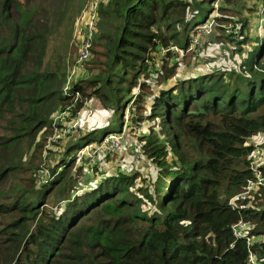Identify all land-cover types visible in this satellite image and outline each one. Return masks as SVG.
<instances>
[{
  "label": "trees",
  "instance_id": "obj_1",
  "mask_svg": "<svg viewBox=\"0 0 264 264\" xmlns=\"http://www.w3.org/2000/svg\"><path fill=\"white\" fill-rule=\"evenodd\" d=\"M68 1L0 0V264H250L249 249L264 264V186L243 193L254 177L248 139L264 131V8L260 34L252 37L249 18L234 17L239 0H218L213 29L230 40L240 35L232 48L240 59L179 72L178 62L195 49L174 57L160 48L185 47L215 0L191 28L193 0H108L99 6L92 55L83 63L99 71L64 90V64L48 57L47 47L55 25L67 19L72 29ZM134 85L140 91L126 103L142 109L146 94L151 101L131 118L159 126L141 147L154 173H100L95 163L74 168L77 149L92 138L86 131L65 147L61 169L40 179L41 161L32 165L25 155L33 145L43 151L54 112L76 92L75 109L94 95L118 109ZM88 171L100 174L82 186ZM240 220L249 245L246 234L233 232Z\"/></svg>",
  "mask_w": 264,
  "mask_h": 264
},
{
  "label": "rangeland",
  "instance_id": "obj_2",
  "mask_svg": "<svg viewBox=\"0 0 264 264\" xmlns=\"http://www.w3.org/2000/svg\"><path fill=\"white\" fill-rule=\"evenodd\" d=\"M87 1L88 0L68 1L67 9L69 11L68 14L70 16V19L71 16L72 18L75 16L72 29V21H68L67 23L66 19L62 24L54 26V31L48 41L47 56L53 57L56 54L62 59V64H64L66 76V85H68L71 81L75 79L79 80L82 78H87L91 74L98 73L99 71V69L93 68L95 64H93L92 62H86L82 70L71 72L72 65L77 55V51H73L71 49L72 45L70 43L74 42L76 45H79L78 30L85 14ZM193 2H195V4H193L189 8L186 16V18L189 19V28L193 26L195 21L202 20L206 14V10L211 7V4L207 2V0H204L201 3H199L198 0H193ZM230 6L232 8L235 7L234 4L226 5V7L229 8ZM263 6L264 0H258L256 4H254V0H239L236 5V9H238V11L234 14V17L235 19H238L242 16H246L249 18V34L252 37L260 34L262 22L261 20L263 19ZM193 14H195V16H192ZM262 23L264 24V19ZM220 25L225 29L227 27L228 31L232 30L231 24L221 23ZM182 27L183 25L180 24L178 26V29H181ZM195 34H197V32ZM184 37V33H180V42L184 40ZM231 37L232 40H230L231 38L224 37L220 34L218 30L214 28L212 34L208 38H200L202 44L200 47L196 46L194 48L196 52L193 58H189L188 55L185 56L186 54H188L186 52L181 54L179 52L171 51L174 57L185 56L183 59L185 60V62L182 60L178 62L179 72L182 70V72H184V70L185 72H188L191 69L196 70L198 67H208L207 69L223 68L225 66H229V64H233L235 61L240 59V52L236 53L232 51V48L238 45L236 37H240V35L234 36L233 38V34H231ZM248 43L251 44V42L249 41L245 45H248ZM242 54H244V51ZM225 63L227 64L224 66ZM155 65L159 67L160 60L156 59ZM148 80L151 84H154V77H150L148 78ZM173 82L174 79L171 78L168 83H163L162 86ZM62 85V83H58L57 86L58 88L62 89ZM139 91L140 90L138 89L137 85L132 86V89L130 91L124 92L122 94L121 103L123 104V102L128 97H132V99H134V96H136ZM79 96L80 93L78 94V96L74 95V98L71 100V102H68L64 106L60 107V109L55 111L52 116L53 118L66 105L73 103L71 107V117L73 121L72 132L63 136L61 139L52 142L50 140L52 135L50 130V132L47 133L48 135L46 134V139L44 140L42 152L41 147L34 148L33 145L29 148L28 152L26 153L25 157L27 160H31L32 165H37L41 161L39 165V169H41L40 174H47V172L52 167H55L56 171H59L58 168L60 167L59 169H61L62 165L58 166V161L60 160L61 156L65 153V147L71 144L73 140H78L80 135L83 134V132L92 131V138L90 139V142H94L102 136L103 131L105 129L110 128H114L115 130H121L124 135V137L121 139L120 143L116 146V148L113 149L111 152L106 153L108 154V156L102 154L101 156L96 157L95 162L90 161V159L88 158H83L82 161H76L74 158L73 167L75 168L79 164H82L84 165V170L86 171L89 166L95 163L97 164L100 173L111 172L117 169L125 170L131 168L139 170L140 172H138L143 177H145L144 175H150L154 173V164L148 157L145 156V154L142 152L141 147L144 142V136L149 131H157L159 129L158 123L156 120L152 119L134 120L131 118L132 111L135 112L137 115H143L146 113V111H148V108H150L151 101L150 96L146 94L145 100L141 102L144 105L142 109H139L137 104L132 101H128L127 103L125 101V106L120 107L118 109L112 108L104 105L100 97L96 95L90 98H85L83 100V103L80 104L77 109H75V104ZM261 137H264V131L252 135L248 139V141L250 140L253 144L258 142ZM82 141L83 139L80 140V142ZM74 152V149L70 150L67 156L73 155ZM70 169H72V167ZM99 174L93 175L92 172L88 171L86 175V178L88 180L84 182L83 179L81 181L82 186H85L87 182L90 183V181L94 178L97 179ZM40 179L43 178L40 177ZM136 181L138 185L144 183V181L140 182V177H138ZM92 183L93 182L91 181V184ZM50 206L51 203L48 204V207Z\"/></svg>",
  "mask_w": 264,
  "mask_h": 264
},
{
  "label": "built area",
  "instance_id": "obj_3",
  "mask_svg": "<svg viewBox=\"0 0 264 264\" xmlns=\"http://www.w3.org/2000/svg\"><path fill=\"white\" fill-rule=\"evenodd\" d=\"M108 0H88L85 8V14L83 20L81 21L79 30H78V52L74 63L72 65L71 72L80 71L83 69V63L90 57L91 48L93 40L98 29V9L99 6L103 3H106ZM219 3L218 0L214 1V8L212 12L206 17L203 24L199 26L197 34H192L188 43L185 47H181L177 44H171L166 47H161L160 51L162 53L167 51L179 52L183 54L189 50L194 49L196 46L200 47L202 42L201 39L208 37L213 29V26L216 22L215 16L217 15ZM201 38V39H200ZM71 82L63 86V89H69ZM75 96H78V92L75 93ZM73 103L66 105L61 111H59L52 119L53 132L50 140L57 141L63 136L70 134L73 129V121L71 117V107ZM124 137L121 130H111L104 133L99 139L94 142H88L83 144L80 148L77 149L75 153V160L82 161L83 158H88L90 161L95 162V158L111 152L116 146L120 143L121 139ZM264 137H261L258 142L253 143V149L250 154L249 167L253 171L254 177L248 183L246 189L243 193H247L252 188L263 187L264 186ZM60 168V167H59ZM58 168V170H59ZM47 174H41L40 177L45 179ZM247 227L242 220L234 223L232 225L233 232L235 234H246L247 245L251 242V237L247 235ZM248 259L250 264L256 263V256L254 252L249 249Z\"/></svg>",
  "mask_w": 264,
  "mask_h": 264
}]
</instances>
